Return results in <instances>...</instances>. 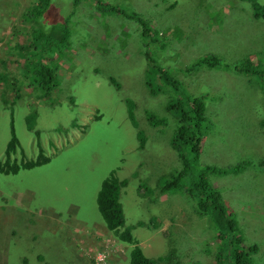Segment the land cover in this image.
<instances>
[{
    "label": "rangeland",
    "instance_id": "rangeland-1",
    "mask_svg": "<svg viewBox=\"0 0 264 264\" xmlns=\"http://www.w3.org/2000/svg\"><path fill=\"white\" fill-rule=\"evenodd\" d=\"M108 1L147 22L164 47L143 36L135 16L104 20L99 12L93 15L94 0L76 5L75 0H54L63 3L66 14L74 9L73 50L81 48L86 55H58V64L46 58L53 76L46 91L40 85L41 66L30 61L44 51L32 32H47V24L25 16L29 12L36 17L30 7L39 0H0V73L5 75L0 81V160L6 158L12 119L20 140L13 159L21 162L25 151L35 158L38 144L50 157L48 163L17 174L0 172V264H96L103 259L130 264L136 244L149 257L175 246L184 262L197 258L215 264L212 254L194 240L217 234L209 215L197 213L196 198L183 204V210L189 209L187 218L174 198L165 201L156 190L183 167L171 144L178 119L165 108L178 93L163 73L184 81L191 93H210L208 132L198 163L183 181L195 182L206 166L229 168L242 159L254 164L236 177L210 172L207 178L223 196L227 215L246 242L259 243L258 263L264 264V169L258 166L264 157V0H257L263 9L254 0ZM130 27L135 40L154 56L142 52L136 57L134 45L125 51L123 39ZM78 36L86 41L77 42ZM184 44L197 50L194 56ZM109 45L112 53H122L115 58L120 86L108 78ZM207 54H215L221 64L248 60L260 74L252 72L249 62L244 73L209 66L186 71ZM33 78L38 82L30 88ZM15 90L21 92L16 100ZM154 112L168 114V121L153 124L149 117ZM31 113L36 117L29 128L26 118ZM138 130L145 135L144 143ZM49 137L56 141L52 149L42 142ZM113 169L120 179H128L120 192L125 215L120 229L129 228L136 243L113 234L98 207L102 182Z\"/></svg>",
    "mask_w": 264,
    "mask_h": 264
},
{
    "label": "trees",
    "instance_id": "trees-1",
    "mask_svg": "<svg viewBox=\"0 0 264 264\" xmlns=\"http://www.w3.org/2000/svg\"><path fill=\"white\" fill-rule=\"evenodd\" d=\"M82 0H75V5L78 4ZM95 8L93 15L96 16V12H99V17L104 20H114L116 17L120 19L122 15L132 19V16L137 17V14L129 13L125 11L124 6L120 3H114L108 0H94ZM252 1V0H251ZM255 1V6L258 8H262L259 5L257 0ZM36 6V7H35ZM42 7V8H41ZM34 9L37 14L36 17H32L28 12L26 18L33 19V22H41L42 24H47V32L45 30L40 31L39 33L33 30L32 34H34L33 38L35 39V43L37 45L42 46L44 51L49 50L52 54L47 56L45 52H39L38 59L35 61H30V63L39 66V80L40 85L43 86L46 91L51 90V86H53V76L52 71L48 69V64L46 62V58L51 61H55L58 64L57 56L60 55L63 57H68V59L75 56V52L79 56H85L86 54L80 48L73 50L76 45L75 41L72 38L75 31V26L71 20V13L66 14L64 5L62 2L56 4L54 0H39V2L34 3L30 10ZM260 9V10H261ZM58 13L57 16H54L53 13ZM51 15V16H50ZM134 20H139L143 25V36L144 37H152V41H158L155 44L158 46L164 47L162 41L158 40L157 33L150 27V25L145 22L143 19L138 18ZM106 22V21H105ZM110 23L111 21H107ZM108 27V26H107ZM106 27V28H107ZM103 28L105 29L104 25ZM133 30L130 27V31H128V38L123 39L126 40L127 48L125 51H130L132 45H134L133 53L136 57L139 55L146 53L149 56L150 52L143 48V45L139 44L135 40V36L132 34ZM77 42L83 43L86 39H82V37H76ZM50 45L48 48L47 46ZM187 48V52L192 53L194 56V52L196 49L189 48L188 45L184 44ZM25 47V46H24ZM23 47V48H24ZM145 47V46H144ZM58 50V51H57ZM108 60H109V70H108V78L113 82L115 86H120V81L118 80L119 66L115 62V58H120L122 53H115V49H113L110 45L106 48ZM143 52V53H142ZM149 52V53H148ZM187 52L182 51V54L185 56ZM154 56V54H150ZM45 58H44V57ZM114 57V59H113ZM220 58L215 56V54H207L198 58L194 63L189 65L186 71L192 72L194 70H198L202 66L209 67H218L223 68L225 70L235 69L240 73H244L245 69H248L247 63L248 60H245L236 64H221ZM28 64V62H27ZM239 64H242L243 68L239 69ZM263 65V63H257V65ZM31 65V66H34ZM261 65V66H262ZM249 66L254 71L255 74H260V69H257L255 66L249 62ZM37 70V69H36ZM262 71V70H261ZM36 73H34L33 77H35ZM164 75V76H163ZM164 81L170 85L173 89L175 88L178 93L177 98L172 100L168 105L165 106L167 113L169 116H173L178 119V127L176 131L173 133L171 137V144L175 148L176 151V161L182 162L183 167L176 171L174 175H171V178H167L164 182H160L157 185V192L160 195H165V201L170 200V198H174L176 201V206L180 209V211L188 217L189 209L183 210L184 202L191 203L192 197L196 198V211L198 214H207L213 222V226L216 229V235L214 237H206L202 239H194L196 241V245L198 248H203L204 250L209 251L214 258L215 264H259L257 253L260 251V245L258 242H246L245 237L242 233H240L239 228L237 226V222L231 218V216L227 215V205L224 201L223 196L219 193L217 188H213V186L209 183V179L207 178V174L211 172L212 169H215L218 174L227 175L232 174L231 177H236L240 173L247 171L250 169V166L254 164L247 160L242 159L236 164H232L229 168H218L214 166H206L203 167V170L200 173L199 178L194 182L183 181L187 174H191V170L195 164L198 163L201 150H202V140L205 134V131L208 128L207 123V102L210 96L209 92L201 91L200 93H191L188 89L184 81H179L178 79H173L170 77L168 73H163ZM5 78V75L0 73V81ZM38 81L36 78H33L30 84V88L32 86H36L35 84ZM21 92L17 90L14 91V97L16 100ZM13 94V93H12ZM215 98V95L211 96ZM215 111V109L213 110ZM155 114V115H154ZM163 116L158 112H154L150 114V120L153 124L159 123L163 124L168 121L167 115ZM35 115L31 113L26 118L27 125L29 128L33 125V121L35 120ZM11 133L12 137L7 144L6 154L7 156H12V154L18 149L20 146V141L16 134L14 120H11ZM39 133L36 131V134ZM137 137H141V141L144 143V133L142 130L136 131ZM144 138V139H143ZM37 140H39L37 138ZM39 153L34 157H27V151L22 152V160L21 162L11 163L9 159L6 161L0 160V172L5 174H17L21 170L32 169L36 166H40L41 164H45L50 161V157L44 155L43 148L38 144ZM141 149L144 147H140ZM139 148V149H140ZM18 161V159L16 158ZM258 166L264 169V157L260 159ZM117 169H113L110 172V175L107 176L103 182L102 186L99 190L97 202L99 210L106 221L108 229L114 234V232L119 236V238L123 241L135 242V238L132 235V232L129 228L125 230H121L120 227L125 225V215L123 205L120 201V192L123 184L128 183L127 178L120 179L118 175H116L115 171ZM187 184V185H184ZM168 194V195H167ZM179 200H178V199ZM193 207V206H192ZM191 214V213H190ZM168 218L172 220L173 224H175L174 215L172 212L168 214ZM184 229L188 228L183 226ZM182 231V230H180ZM182 234V233H180ZM178 237H183L180 235ZM216 240V242H214ZM136 243V242H135ZM196 248V246H195ZM130 264H202V260L193 258L189 261L184 262L183 258L178 254L177 248L172 246L169 251L164 255H159L156 257H149L145 254L143 248L140 245H135L130 250Z\"/></svg>",
    "mask_w": 264,
    "mask_h": 264
},
{
    "label": "clouds",
    "instance_id": "clouds-1",
    "mask_svg": "<svg viewBox=\"0 0 264 264\" xmlns=\"http://www.w3.org/2000/svg\"><path fill=\"white\" fill-rule=\"evenodd\" d=\"M252 2V1H251ZM172 6H174V4L173 5H171V7ZM21 40L22 41H24L25 42V38L23 37V38H21ZM207 123H208V120H207ZM207 132H208V128H207V130L205 131V134H204V137H203V142H204V139H205V137H206V135H207ZM19 139V138H18ZM37 139V138H36ZM49 139H52L51 137H49L48 139H46L45 141H42V142H46V143H48V149H52L53 147H54V145H55V143H56V141H55V139H52V140H54V141H49ZM20 141V140H19ZM39 142H41V141H39ZM203 142H202V144H203ZM50 143H52V145H50ZM34 148H35V150H38V153H39V148H38V146H34ZM47 149V150H48ZM45 150L46 149H43V153H45ZM28 155V154H27ZM7 159H9L10 160V162L11 163H17V162H19V161H17L16 159H13V156H7V154H6V158H5V160L4 161H6ZM214 168H215V166H214ZM211 172H214V173H218L215 169H212L211 170ZM264 172V171H263ZM209 181V183L211 184V182H210V180H208ZM212 185V184H211ZM214 188V187H213ZM191 253V252H190ZM96 264H110V262L108 261V260H106V259H103L101 262H99V260H98V262H95ZM118 264H122L121 263V261L118 263Z\"/></svg>",
    "mask_w": 264,
    "mask_h": 264
},
{
    "label": "bare ground",
    "instance_id": "bare-ground-1",
    "mask_svg": "<svg viewBox=\"0 0 264 264\" xmlns=\"http://www.w3.org/2000/svg\"><path fill=\"white\" fill-rule=\"evenodd\" d=\"M35 7H36V6H35ZM41 8H42V7H41ZM12 156H13V154H12ZM48 162H49V161H48ZM48 162H47V163H48Z\"/></svg>",
    "mask_w": 264,
    "mask_h": 264
},
{
    "label": "crops",
    "instance_id": "crops-1",
    "mask_svg": "<svg viewBox=\"0 0 264 264\" xmlns=\"http://www.w3.org/2000/svg\"><path fill=\"white\" fill-rule=\"evenodd\" d=\"M42 165V164H41Z\"/></svg>",
    "mask_w": 264,
    "mask_h": 264
},
{
    "label": "flooded vegetation",
    "instance_id": "flooded-vegetation-1",
    "mask_svg": "<svg viewBox=\"0 0 264 264\" xmlns=\"http://www.w3.org/2000/svg\"><path fill=\"white\" fill-rule=\"evenodd\" d=\"M34 122V121H33Z\"/></svg>",
    "mask_w": 264,
    "mask_h": 264
}]
</instances>
